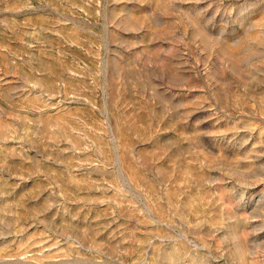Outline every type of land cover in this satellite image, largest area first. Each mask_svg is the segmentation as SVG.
Wrapping results in <instances>:
<instances>
[{
  "label": "rangeland",
  "instance_id": "obj_1",
  "mask_svg": "<svg viewBox=\"0 0 264 264\" xmlns=\"http://www.w3.org/2000/svg\"><path fill=\"white\" fill-rule=\"evenodd\" d=\"M0 264H264V0H0Z\"/></svg>",
  "mask_w": 264,
  "mask_h": 264
}]
</instances>
